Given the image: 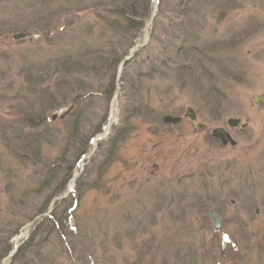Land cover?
<instances>
[{
    "label": "rangeland",
    "instance_id": "obj_1",
    "mask_svg": "<svg viewBox=\"0 0 264 264\" xmlns=\"http://www.w3.org/2000/svg\"><path fill=\"white\" fill-rule=\"evenodd\" d=\"M112 1L0 0V264H264V0H151L121 74L45 78L67 55L128 56Z\"/></svg>",
    "mask_w": 264,
    "mask_h": 264
},
{
    "label": "trees",
    "instance_id": "obj_2",
    "mask_svg": "<svg viewBox=\"0 0 264 264\" xmlns=\"http://www.w3.org/2000/svg\"><path fill=\"white\" fill-rule=\"evenodd\" d=\"M187 1L190 2V0H187ZM111 4H113V6H112V9L109 11L112 12L114 14V16L111 19V22H110L111 26L110 27L111 28L115 27V29L121 30L123 33H126V34L129 32V34L131 35V37H130L131 40L129 41V44H128V49H129V48L133 47V45H134L133 40L138 35L143 33L145 26H146L148 20L150 19V16L152 14V9H153L152 2H151V0H114V1H112ZM103 19H106V17H104ZM155 20H156V17L154 16L152 19L153 24H155ZM90 55L87 52H85L84 54H82L83 57L78 56V58H76V59L73 55H67L65 60H61V62L57 63V68L55 70H52L50 72V74L46 73L44 75V77L46 76V77L50 78V76L52 75L53 72H56L59 74V70H61L60 74H62L64 76L66 74L67 75L70 74V77H71L72 73L75 71L72 69L81 68L79 71L83 72V71H86L85 68L87 67L88 71H93L96 69L97 64H98V66L100 64L105 65L108 61H109L108 66L111 67L112 69L114 68V71L116 72V68L118 67V64L122 61L123 57L126 56V54L124 53V54L120 55L119 57L114 58V57H111V55L104 57L103 55H99L98 53L97 54L95 53L93 58L90 59ZM96 61H98V62L96 63ZM109 64H111V65H109ZM64 68H65V70H64ZM115 72H114V74H115ZM29 76H31V74H29ZM36 77L37 76L30 77L31 80H29V81L33 82V80H36ZM52 78H54V77H52ZM65 80H67V79H65ZM76 81H79V79H76ZM68 82H70V84H75V82L73 80H68ZM72 127H73V131H75L76 130L75 128L77 126H75V123H74V124H72ZM102 131H103V129H101V128L96 129L93 133H91V138L95 134L102 132ZM91 138H89V139H91ZM87 150H88L87 147L83 148L82 151L79 153L77 160L82 155L86 154L88 152ZM71 178H72V174L70 173L68 175L67 180H66V184L68 183V181H70ZM78 183H79V181H78ZM62 215H60V216H62ZM45 218H47V221L51 225V226L49 225V232L47 231L46 237L49 235V233L51 234L52 232L57 230L58 227H59V229L62 228L63 219H62V217H58L56 215L55 211L51 212V214ZM42 223L43 222H41V221L35 222L34 228L32 229V233H33V231H37L38 228L40 227V225H42ZM31 239H32V236H30V238L26 241V243L21 247L22 250L28 251L29 249H31V247L32 248L34 247V244L32 243ZM5 243L7 244V242H5ZM0 248H2L1 244H0ZM9 249H10L9 245H6L5 247L3 246V249H0V254H1L0 258H2L9 251ZM18 253H19V249L15 252L13 257L15 258V256H17ZM20 253H21V250H20Z\"/></svg>",
    "mask_w": 264,
    "mask_h": 264
},
{
    "label": "water",
    "instance_id": "obj_3",
    "mask_svg": "<svg viewBox=\"0 0 264 264\" xmlns=\"http://www.w3.org/2000/svg\"><path fill=\"white\" fill-rule=\"evenodd\" d=\"M150 24V22L147 24L146 28L148 27V25ZM28 36L27 33H17L12 35L13 39H19V38H24ZM35 37V36H33ZM133 52H134V48L131 50V52L129 53V55L127 57H125L121 64H120V70L119 73L122 71V69L124 68V65L126 64V62L132 58L133 56ZM254 101H257L256 99ZM67 108L61 109L60 111H55L54 113H52L51 119H54L60 112H65L67 111ZM184 116H188L190 117V119H194L195 118V114L192 111L191 108H187L186 111L184 112ZM163 122L164 123H171V124H175L177 122L180 121V116H172V115H164L163 117ZM241 120L239 119H229L228 123L229 125H233V126H238L241 124ZM198 126H201V124H198ZM212 136L217 139L221 144L224 145V143H226V139L225 137H229L228 134L224 133L223 129H214L212 130ZM230 139V137H229ZM230 143L234 144V141L232 139H230ZM207 217L213 220V227L215 230H219L220 229V218L219 216L213 211V210H209L207 213Z\"/></svg>",
    "mask_w": 264,
    "mask_h": 264
},
{
    "label": "flooded vegetation",
    "instance_id": "obj_4",
    "mask_svg": "<svg viewBox=\"0 0 264 264\" xmlns=\"http://www.w3.org/2000/svg\"><path fill=\"white\" fill-rule=\"evenodd\" d=\"M255 102H256V101H255ZM188 118L190 119V117H188ZM195 118H196V116H195ZM195 118H194V119H195ZM181 119H182V117H180V120H181ZM194 119H190V120H194ZM229 119H239V120H241L242 122H241V124L238 125V126H233V125H229V123H228V120H229ZM226 123H227V125H228L229 127H244V126L246 125V122H244L241 118H228L227 121H226ZM198 124H201V126H198ZM196 126H197L198 128H201V127H204V124H203V123H196ZM214 129H223V130H224V133L228 134V136L230 137V139H232V140L234 141V144H231V143H230V139H229V137H225V139H226V143H224V145H226V144H230V145H232V146L236 145V141L233 139V137L231 136V134L229 133L228 130H226L225 128H222V127H216V128H213L212 130H214ZM210 135L212 136V131H211Z\"/></svg>",
    "mask_w": 264,
    "mask_h": 264
}]
</instances>
